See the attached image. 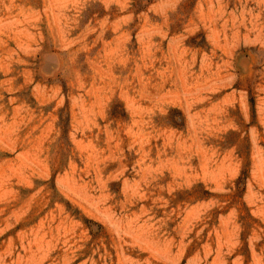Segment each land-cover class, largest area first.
Wrapping results in <instances>:
<instances>
[{
    "label": "rangeland",
    "instance_id": "1",
    "mask_svg": "<svg viewBox=\"0 0 264 264\" xmlns=\"http://www.w3.org/2000/svg\"><path fill=\"white\" fill-rule=\"evenodd\" d=\"M0 264H264V0H0Z\"/></svg>",
    "mask_w": 264,
    "mask_h": 264
}]
</instances>
